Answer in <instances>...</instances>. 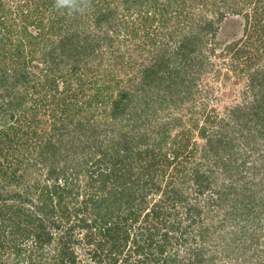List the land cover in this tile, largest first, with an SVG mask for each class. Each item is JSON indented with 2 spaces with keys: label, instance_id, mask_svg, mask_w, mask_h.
Segmentation results:
<instances>
[{
  "label": "trees",
  "instance_id": "obj_1",
  "mask_svg": "<svg viewBox=\"0 0 264 264\" xmlns=\"http://www.w3.org/2000/svg\"><path fill=\"white\" fill-rule=\"evenodd\" d=\"M251 1L91 0L86 20L0 0V264L114 263L137 222L124 262L208 264L223 248L228 264H264V0ZM209 66L242 85L225 117L195 100Z\"/></svg>",
  "mask_w": 264,
  "mask_h": 264
},
{
  "label": "rangeland",
  "instance_id": "obj_2",
  "mask_svg": "<svg viewBox=\"0 0 264 264\" xmlns=\"http://www.w3.org/2000/svg\"><path fill=\"white\" fill-rule=\"evenodd\" d=\"M261 4L264 5V1ZM253 5H254V3L251 0H245L244 8L243 9H245V10L250 9V8L253 7ZM260 13H264V12L261 11ZM85 14H86V12L83 13V14H81V16H83L84 19L87 20V15H85ZM192 14L193 13H191L190 16ZM186 20H188V18ZM196 20H197V17H196V12H195V15L192 16V21L193 22L191 23V25L190 26L187 25L190 22V20H189L188 23L185 24L187 26H182L185 33L188 32V31L189 32L190 31L195 32L197 30L198 23H196ZM236 20L239 21V19H237V18H236ZM197 22H198V20H197ZM165 23H166V21H165ZM165 23L162 26H160L159 24H157V27L154 28L153 32L154 31H160V28L163 31H168L169 25L166 26ZM167 24H169V23H167ZM82 26L84 28H86V27L90 28L91 25H90V22L88 21V24L84 22L82 24ZM225 31L226 32L231 31L230 27H227L225 29ZM223 34L224 33H222V32L219 33V37H224ZM117 46H119V47H117ZM117 46L116 47L119 48V49L130 48L128 41H126L125 43L119 44V45L117 44ZM112 47L115 48V45H112ZM133 53L135 55H137L136 52H133ZM263 58H264V56L260 58V61H259L260 62V66H263L262 65L264 63V61H262ZM212 61L216 62V60H212ZM216 67H217V65H216ZM192 68L193 69H197V66L195 65ZM209 68H210V71L209 72H206L205 73V76H203V74L201 73L200 70H197L193 74L194 77H195V79H196V85H197L196 86V89L194 90V92L196 93V94H194V96L196 97L195 100H198L199 97H200V95L202 93L203 94H207L208 95L207 96V105L215 106L217 113L220 116L224 115V117H225L226 116V113H227L226 110H225V108H228L229 105L231 106L233 103H235L237 101H241V98L238 99L237 96H238V90L241 88L242 85L238 81L235 82V79L234 78H236V76H235L234 73L226 72L227 71V68L226 67L219 68L220 69L219 70L220 73H219V77L218 78H215L214 77V72L212 71V67L209 66ZM249 76L250 75H248V73L244 71L242 73L241 77H238V78H239V81L241 80V83H242V81H247L249 79ZM232 79H234V80H232ZM198 86H200V87H198ZM199 88H201L200 91L198 90ZM193 89H194V87H193ZM247 90L249 92H252L248 88H247ZM248 98H250V97H248ZM246 100H247V98H246ZM182 105H186V104H182ZM173 108H174V106H171V108L168 111L169 112L175 111V110H173ZM194 108H196V107H194ZM173 113H175V112H173ZM175 129H177V128L174 127V129L172 130L173 133L176 131ZM240 180H242V179H240ZM174 184H175V182H174ZM248 184H249V188L256 189L255 185H253L252 182L251 183L248 182ZM175 185H177V183ZM149 197H151V199H150V202H151L154 199V198H152L153 195L150 194ZM256 202H257L256 201V198H254L253 205ZM103 205L106 206L107 204L104 203ZM256 206H258V205H255L254 207H256ZM259 216L260 217L257 218V219H261L262 224H261V229H257V234H259V233L260 234L258 236L255 235L254 236V239L255 240H258V241H261L262 240L263 243H262V246L261 247L264 249V229L262 228L263 227V223H264V211L263 210H261V214ZM247 217H248V219H250V216H247ZM219 218L220 219H224V215L221 214L219 216ZM236 219L237 218L227 219L228 222H226V229L230 228L231 224L235 225V222L237 223V227H240V225H241L240 224V221H237L238 219L237 220ZM229 221H231V222H229ZM138 224H139V222L134 223L133 225H131L130 226V229H129L130 230L129 231L130 236L126 239V241L124 243H121L120 242V246L118 247V255H117L116 261L114 263H112V260H111L110 256L107 255V253H104L103 254V255H105V256H103L104 259L100 263H98V264H136L137 263V260L140 259L143 256L142 254L141 255L140 254L138 255L137 253H135L134 255L130 256V258H128V260L126 262H124V257L127 255L128 252L131 253L132 250H133L132 249L133 246H132L131 235L134 236V233H138V231H140V228L138 227ZM245 225H246V223H245ZM142 228H143V226L141 227V231H143ZM225 231H228V230H225ZM231 234H233V232H230L229 234H227V238H230ZM136 237H138V234H137ZM142 238H143V233H142ZM138 239H141V236L138 237ZM173 248H174V246L172 245L170 248H168V250L171 251ZM235 248H236V250L238 252L241 250L237 246H235ZM222 249L223 248H221V249L220 248H217L215 251L209 250V252L212 251L211 253L214 254V255L216 254V256H213L212 255L213 258H212V260L208 264H226L227 263V258L228 257L227 256L226 257H223L224 254H223ZM256 249H260V248L256 246ZM177 251L179 253L178 255L181 256V254L184 253V248H182L181 246L180 247H177ZM82 253H83L82 250L77 253V262L83 261L84 259H88L89 260L88 257H85V256L83 257V254Z\"/></svg>",
  "mask_w": 264,
  "mask_h": 264
},
{
  "label": "clouds",
  "instance_id": "obj_3",
  "mask_svg": "<svg viewBox=\"0 0 264 264\" xmlns=\"http://www.w3.org/2000/svg\"><path fill=\"white\" fill-rule=\"evenodd\" d=\"M91 6V0H54L53 7L58 12H67L69 15L83 14Z\"/></svg>",
  "mask_w": 264,
  "mask_h": 264
}]
</instances>
